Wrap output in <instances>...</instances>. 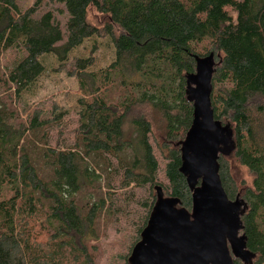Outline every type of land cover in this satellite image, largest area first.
I'll return each instance as SVG.
<instances>
[{
    "label": "trees",
    "instance_id": "16d2710c",
    "mask_svg": "<svg viewBox=\"0 0 264 264\" xmlns=\"http://www.w3.org/2000/svg\"><path fill=\"white\" fill-rule=\"evenodd\" d=\"M43 3L62 7L64 23L39 15ZM90 11L102 18L113 63L86 73L92 63L75 61L82 93L75 115L52 106L22 120L8 101L44 74L41 57L65 62L99 36ZM10 52L13 61L0 66V264H94L87 244L98 240L106 206L125 202L129 189H146L150 202L129 256L156 186L190 211L178 146L192 123L186 76L195 57L209 54L213 116L229 125L235 145L219 155V178L234 200L227 158L251 176L241 220L254 264H264V0H35L26 10L0 0V60ZM143 109L149 118L135 113Z\"/></svg>",
    "mask_w": 264,
    "mask_h": 264
},
{
    "label": "water",
    "instance_id": "95a60500",
    "mask_svg": "<svg viewBox=\"0 0 264 264\" xmlns=\"http://www.w3.org/2000/svg\"><path fill=\"white\" fill-rule=\"evenodd\" d=\"M195 73L186 76V100L192 123L180 147L179 173L191 194V209L165 197L156 186L155 202L128 264H252L241 217L247 205L229 200L219 178V155L234 151L232 130L214 119L210 96L216 63L213 54L195 57Z\"/></svg>",
    "mask_w": 264,
    "mask_h": 264
},
{
    "label": "rangeland",
    "instance_id": "374dc122",
    "mask_svg": "<svg viewBox=\"0 0 264 264\" xmlns=\"http://www.w3.org/2000/svg\"><path fill=\"white\" fill-rule=\"evenodd\" d=\"M34 2L35 0H18V5L21 10H26ZM61 8L59 5L43 3L39 15L52 12L56 15L58 22L63 24L65 16L59 15V12L62 11ZM88 19L91 24L99 27V36L85 40L81 46L67 55L68 60L65 62H60L52 54L41 57L40 63L44 67V74L23 92L18 100L8 101L12 108L15 107L18 110L22 120L26 118L29 112L36 109L50 110L52 106L70 116L75 115L81 109L78 100L82 98L78 79L75 77V61L89 60L92 63L85 71L86 73L105 69L113 63L114 47L111 39L105 36V28L101 29L103 26L102 18L90 11ZM12 56L13 53L10 52L8 56L4 57L5 60H0V66H9L11 61L7 60H11ZM135 113L143 114L149 118L145 109ZM226 166L230 178L236 184L234 193H238L240 198L244 189L250 187L251 176L244 168L234 162L232 156L227 158ZM125 194V202H113L112 206H106L105 220L100 222L97 227L98 240L87 244L88 251L92 252L90 255L95 260L94 264H127L128 248L143 224L150 202H148L149 194H147L146 189H129ZM83 197L84 202L82 203H86L89 199L88 192H85ZM39 240L41 246L45 247V237L40 236ZM237 264L242 263L237 262Z\"/></svg>",
    "mask_w": 264,
    "mask_h": 264
},
{
    "label": "flooded vegetation",
    "instance_id": "af4514ba",
    "mask_svg": "<svg viewBox=\"0 0 264 264\" xmlns=\"http://www.w3.org/2000/svg\"><path fill=\"white\" fill-rule=\"evenodd\" d=\"M245 235L246 236V238H247V241H248V236L243 232V231H240L239 232V236H241V235ZM246 246H247V242H246ZM248 250V249H247ZM251 252V251H250ZM232 260H233V264H235V262L237 261V259H234V258H232ZM239 261V260H238ZM256 261V255H255V258L252 260V264H254V262Z\"/></svg>",
    "mask_w": 264,
    "mask_h": 264
}]
</instances>
